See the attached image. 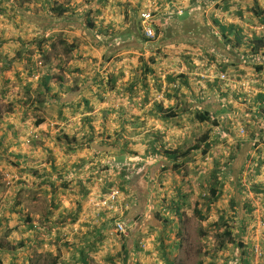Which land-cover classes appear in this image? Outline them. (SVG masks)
<instances>
[{
	"label": "crops",
	"instance_id": "crops-1",
	"mask_svg": "<svg viewBox=\"0 0 264 264\" xmlns=\"http://www.w3.org/2000/svg\"><path fill=\"white\" fill-rule=\"evenodd\" d=\"M56 3L74 12L62 24L49 12ZM150 4L153 42L140 21ZM263 19L264 0H0V102L11 107L0 113V173L15 181L7 191L0 183L1 216L21 224L0 241V264H179L194 213L210 240L200 252L216 249L207 257L220 260L234 247L225 264H241L238 251L260 264ZM228 26L246 41L226 39ZM58 34L74 49L40 66L37 43L47 40L50 55ZM32 65L40 74L30 78ZM215 172L220 197L210 206ZM112 186L128 208L120 239L92 206ZM224 223L236 243L223 239Z\"/></svg>",
	"mask_w": 264,
	"mask_h": 264
},
{
	"label": "rangeland",
	"instance_id": "rangeland-1",
	"mask_svg": "<svg viewBox=\"0 0 264 264\" xmlns=\"http://www.w3.org/2000/svg\"><path fill=\"white\" fill-rule=\"evenodd\" d=\"M34 80L36 81V79H34ZM10 109H11L10 105H8L6 103L3 104V103L0 102V113H5V112L9 111ZM0 166H2V165H0ZM9 177H10V174L8 176L7 174L0 173V183L3 186V188H4V191H7V188H10V187H12L14 185L15 181L7 180ZM37 203H38V206H36V207H38V211H42V209L40 207H43L42 206L43 205V201L42 200H38ZM2 205L3 204H1V202H0V241H4L6 243V241L8 239L10 241H12V237H13L12 236V230L13 229L16 230L18 227H20L21 224L18 226V220L16 218V215H11V213H10L8 216L7 215L6 216H1L2 215V213H1L2 210L5 211V209H6ZM9 211L10 210H8V212ZM23 223H24V221H23ZM36 223H38V225H37L38 227H41V226L44 225V222L42 220H37ZM204 226H205L204 222H202L198 218V216L195 215V213H194L192 218H191V220H190V225L188 224L189 234H187V251H188L187 252V256H186V253H185V255L182 254L183 258L180 260L179 264H199L200 261H201L200 264H204V262H203L204 259H206V261H205L206 264H209V263H212V264H225L227 262V259H231V256L234 255V251H233V249H235L234 247L232 248V251H231L233 253H231V252L228 253V255H230V256H226L225 258H222L220 260L218 258L217 259L215 258V260H214L213 258L207 257L208 254L215 253L214 251L216 249L213 250V248H212V251L209 252V253L200 252L202 246H205L206 244L210 243V240L208 239L209 237L206 240L203 237L204 236V229H205ZM188 227H187V230H188ZM228 227H229V231H230V228L234 229L233 225H229ZM212 228H213V230L216 229L214 227H212ZM38 231H40V230H38ZM224 231L225 230L222 229V233H224ZM260 231L264 233V229H261ZM220 234H221L220 229L217 228L216 233L213 234V238H212L211 242L212 241H216V243L220 242L221 239H220V236H218ZM209 236H210V234H209ZM233 237H234V235H233ZM223 239L225 240L226 237L223 236ZM252 248H254V247L252 246ZM259 248L262 250V245L260 246V244H259ZM263 249H264V246H263ZM257 253L258 252H254V253H251V254L254 255V256L255 255L257 256V255H259ZM204 255L206 257H204ZM260 255L261 256H258L259 259L263 257V252H261ZM39 256L40 255H36V256L33 257V259H36ZM235 256H236L235 260H236L237 263L247 264L245 261L242 260L243 257H242L241 252H239V251L236 252ZM42 258H44V255L42 256ZM53 258H54L53 256L49 257L48 258V262L52 263ZM209 259L211 260V262L209 261ZM0 262L4 263L5 262V258H3V259L0 258ZM28 262H29L28 259L25 258L23 264H28ZM262 263L264 264V259H263V261L260 264H262ZM228 264H229V262H228ZM230 264H235V263H234L233 260H231ZM249 264H256L254 257L251 258Z\"/></svg>",
	"mask_w": 264,
	"mask_h": 264
},
{
	"label": "trees",
	"instance_id": "trees-1",
	"mask_svg": "<svg viewBox=\"0 0 264 264\" xmlns=\"http://www.w3.org/2000/svg\"><path fill=\"white\" fill-rule=\"evenodd\" d=\"M53 5L49 9V12H51V14H53V16L55 15L54 16L55 18L59 19L58 22H60V24L63 23L62 22L63 17H65V16H67V18L68 17H72V16H70V14L71 13L74 14V12H72L69 8H66V7H64V6H62V5L58 4V3H56L54 7H53ZM69 12H71V13L68 14ZM83 19L86 21V25L87 26H90V27L93 26V24H91L92 21H91V18H90V13L85 14V18H83ZM58 22H56V23H58ZM261 23L262 24L260 26H264V19H263V21ZM54 26H58V25H53V26L51 25L49 28H52ZM162 30L163 29H161V31ZM222 31H223V34L225 35L226 39H228V36L227 35H232V34L234 36H235V34L240 35V36L242 35L241 29L236 28V26H228L226 28L223 27V30ZM242 36H243L242 39L246 41L245 34H243ZM56 38H57V41H53L51 43V46L50 47H51L53 53H50V55H46V53L43 51V46H44L45 43H47V40L42 39V40H40L37 43V46H38V48L40 50V54L42 56L41 59H40L41 60L40 62L42 63V66L43 67L47 66L48 63H52V58L53 57H55L56 59L62 60V59H60L58 57L59 56H69L71 54L72 50L74 49V45H72V44L69 45V43L67 42V40L66 39H63V35L62 34L56 35ZM147 40H149V39L147 38ZM149 41H151V40H149ZM154 41H156V40H154ZM230 41L231 40H229V42ZM236 42H237V44H241L238 40ZM250 42L253 43V41H249V43H248L249 45H251ZM258 42H259L258 43L259 46H260V44L263 45L262 41L259 40ZM259 46H257V47L259 48ZM255 53H258V52H255ZM31 67L32 68H31L30 78H31V76L33 78L34 74H40L39 73L40 71H37L36 68H35V66L32 65ZM41 77H42V81L40 83V86H43L45 88L46 92H49L50 89L47 86L48 85V82L50 80L49 77L48 76H45V75H42ZM40 78H39V80H40ZM197 119L200 122H206L208 120V117L206 115H197ZM40 122L41 121H38V124ZM0 145H1V143H0ZM217 179L218 178H217L216 172H215V174L213 176V180H214L213 181V184L210 187L209 195L206 197V204H209L210 203V206L212 204L216 203L219 200V197H220V191H219L220 189H219V184H218ZM253 190L257 194V196L259 195V196H261V197L264 198V189L263 188H261V189L256 188V189H253ZM222 226L227 227L228 224H225L224 223V225L222 224ZM223 234L226 237L225 241L231 242L233 244L236 242L233 239V234H232L231 231H229V229H227ZM221 248H223V244H222V247ZM214 257L216 258V256L213 255V259L215 260ZM52 264H58L57 260H54L53 259Z\"/></svg>",
	"mask_w": 264,
	"mask_h": 264
},
{
	"label": "built area",
	"instance_id": "built-area-1",
	"mask_svg": "<svg viewBox=\"0 0 264 264\" xmlns=\"http://www.w3.org/2000/svg\"><path fill=\"white\" fill-rule=\"evenodd\" d=\"M155 5L150 4L147 10L143 11L140 14V21L143 32L151 41L158 39V34L155 29L154 24V12L156 10ZM184 10H176V12L170 11V14H184ZM257 32H264V26H258L255 28ZM42 66V63H39ZM40 76H35V79H39ZM221 81H228L229 77L227 74L221 73L220 75ZM30 143V141H28ZM94 208H97L101 214H105L109 216L110 222L114 225L112 235L117 238H121L122 236L127 234V224L125 222L126 212L128 210L127 204H125L123 200V193L118 186H112L108 190V193L105 197L100 198V200H96L92 203ZM260 229H264V219H261L259 222Z\"/></svg>",
	"mask_w": 264,
	"mask_h": 264
}]
</instances>
